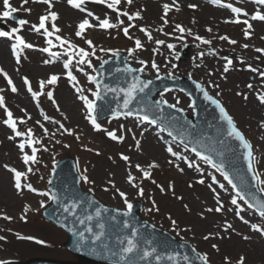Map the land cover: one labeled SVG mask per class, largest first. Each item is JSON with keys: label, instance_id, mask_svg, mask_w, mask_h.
Listing matches in <instances>:
<instances>
[{"label": "rangeland", "instance_id": "1", "mask_svg": "<svg viewBox=\"0 0 264 264\" xmlns=\"http://www.w3.org/2000/svg\"><path fill=\"white\" fill-rule=\"evenodd\" d=\"M237 1L241 2L242 0ZM10 2L28 21L22 27L19 24H14L12 28H19L20 32L28 40L27 43L32 44L34 47L33 49L26 48V51L21 54L19 63H17L15 54L4 48V55L6 53L7 55H3L4 57L0 56V68L8 73L17 91L20 88V91H23L20 96L19 93L11 91L12 93L7 99L10 105H13L12 111H15L13 116L15 115L17 120L23 117L26 120L25 124H42L46 127L45 124L41 123L40 118L33 117L34 114L28 110L31 99H29L28 93L23 88V78L30 76L40 81L46 80L52 71L50 63L46 64L44 61H51L53 58L35 51V48L45 44L52 37L42 35L43 30H41V33H37L32 28L33 25L39 23L37 15L43 11L46 12L47 7H39L40 5H36L34 0H28L27 4H24L23 0H10ZM165 4L170 5L167 15H165L163 9ZM251 4L247 5L248 8H251L250 11L260 9L264 13L262 6ZM190 5H196V7L193 8ZM81 6L88 8V11L93 15L89 16V12L82 13L70 4L67 7L61 6L63 8H60L61 11L59 12L62 17L59 18L60 21H56L60 27L62 26L60 34L68 38L70 42L72 39H75L87 46L86 40H91L93 43L104 44L109 48L111 45L109 41L111 36L109 29L78 38L76 36V32L79 30L78 25L86 18L92 22L98 21L96 17L100 19L107 18L113 25H116L117 20L119 21L120 19L114 10L107 7L106 3L99 4L93 2V0H85V3ZM117 6L120 9L123 8L130 11L133 16L137 12L140 13V17L133 20L123 18L126 24L129 26L131 23L133 29L137 32V35L132 36L131 39L120 43L122 45H131L134 48L132 64L138 65V61H145L147 72L150 75L157 74L156 69L151 66L153 62L157 64L159 71L166 74L191 75L207 86L213 94L224 99L229 112L234 116L237 124L249 132L252 137L256 150L255 160L260 163V171L263 173H261V178L264 179V147L260 144L264 140V103H261L257 99V95L264 92V82L261 76H257L259 74L258 71L253 72L249 68V65H251V68H255L254 62L259 63L264 60V53L256 51L258 48L264 49V23L254 21V26L248 29L251 34L246 37L244 33L241 34V31L242 28L245 31L247 25L240 26L237 23L226 22L234 20L233 13L213 6L207 0H132L131 4H128L127 0H121V3ZM57 8L53 6L50 11H56ZM25 9H30L31 11H25ZM3 10V1L0 0V12ZM176 25H181L186 30L190 29V32L185 31L181 33L176 28ZM142 28L147 31H142ZM197 36L202 39H196ZM225 36L228 39H221V37ZM134 38L140 40L142 47H135ZM203 40H207L210 43H204ZM231 40H235L236 43L232 44ZM157 41H163L164 43L158 44ZM186 42H189L192 46L191 57L187 61L178 63V51L181 45ZM169 45H173L174 47L170 48L168 47ZM244 45H248V47H244ZM33 51H35L34 55ZM228 53L234 54L232 65H228L226 62V55ZM239 54L244 56L243 62L236 58ZM225 66L228 67L227 72L224 71ZM249 84L252 85V88L248 87ZM1 89L5 90L6 96L10 93L9 90H11V85L7 83V79L2 73H0ZM45 89L52 92L56 91V96H53L56 103L54 104L48 98L46 109L51 108L54 112L69 116L72 120V126L81 125V115L73 113L75 111L73 108L74 101L71 95L68 94V91L72 90V87L68 85L66 88H62L59 83H56L55 85H46ZM164 94L165 96L163 95V97L167 98L168 101L176 103L178 99L180 107L186 109L188 112L192 111L189 99L185 94L178 91H165ZM21 103L26 104V106L21 108L23 107ZM57 105L60 106L59 110L57 109ZM5 114L6 111L3 107H0V212L7 215L11 214L15 217L21 211V207L24 206L25 202H30L35 208H42L41 201L47 203L48 197L25 189L18 192L12 188L10 179L12 172L9 168H12V165L15 164L13 160L18 161L20 159V152L25 149L21 150L17 147L18 139L5 127L3 123V120L7 119ZM38 121L39 123H37ZM49 124L55 129H60L54 122V118L49 120ZM122 124L127 127L128 131L132 127L137 130L138 125L136 121L113 122L111 125L122 128ZM82 125H86V122H82ZM82 131L80 129L78 132ZM135 133V135L128 133L125 142L118 144L109 141L106 132L91 134L86 131L84 135H79L86 144H91L74 151L75 156L80 162L82 173L87 177H91L90 174H92L93 178H95L94 174H97L98 176L95 175L96 181L100 184L98 191L93 190L94 188L91 187L92 182H84L85 187L93 190L107 204L125 209L123 199L120 198L116 189L125 190L132 196L137 197L138 188L144 185L141 181V174L143 173L140 172L141 170L136 165H140L141 168L148 171L150 170L148 165L155 162L159 165L155 167L156 170H163V173L166 172V174H169L175 180L185 177L177 187L172 188L170 186L169 190L172 194L178 195L177 198H183L184 202L187 203L183 205L176 198H173V205L179 206L181 211L185 215H189L192 221L195 222L194 227L189 230L191 237H188V240L196 243L197 247L202 248L204 246L201 243L202 238L207 236L210 239L211 236L219 233L225 237L224 244L227 245V249L224 250L225 252L237 257L240 253H244L247 256L248 263L264 264V235L251 228L252 223H257L261 227H264V218L259 217L252 211L246 210L241 213L249 221L248 224H245L235 214L236 211L228 207V205L231 206L228 201V197L230 196L229 189L220 190L211 182L207 174H212L213 168H209L208 164L199 170L194 167L188 168L183 174L180 170L176 169L175 165L178 162L183 161L187 166L188 162L184 160L178 161L175 157H172L167 151L168 146H173L174 151L179 152L182 156H186L190 162L193 160V154L167 133L160 132L157 128H152L150 133H142L140 131H136ZM9 137H14V139H10ZM136 141L140 142L139 147L136 146ZM122 155L129 157L127 166L121 161ZM91 159L95 162L94 172L90 169L89 165ZM169 161H172V163H169ZM4 165H8L9 168H5ZM208 169L211 170L208 171ZM213 171V174L217 173L215 170ZM129 174L135 177L133 182L128 181L127 177ZM200 178H203V184L199 182ZM110 181L115 184V187L112 186V183H109ZM32 185L39 192L47 190L45 174H36L35 182ZM209 185L212 187L210 188ZM217 194H219L220 203L224 205L223 210L220 212L214 210L218 206ZM184 208L192 209L193 214L186 212ZM149 209L151 207L146 203L143 209V216L150 220ZM208 209H213V211H208ZM225 215L227 220L233 224L230 229H226V223L224 225L221 223ZM30 218L33 219L34 216L31 215ZM184 221L189 222L187 219H184ZM25 226L26 228H23L25 233H31L42 238L52 234L58 241L65 238L64 234L51 225H49L50 228L45 229L43 226L37 224H34V226L26 224ZM48 229H52L53 231H49ZM226 236L230 238L227 240ZM11 240L12 250L0 251V254L5 258L10 257L9 254L14 253L20 247L18 242H15L12 238ZM24 249L29 252L28 254H44L43 250L39 247H34V249L23 247L22 251ZM51 249L59 252L64 258H70L62 248L59 249V246ZM208 253L212 260L221 259V254H215L213 250H208Z\"/></svg>", "mask_w": 264, "mask_h": 264}, {"label": "snow or ice", "instance_id": "2", "mask_svg": "<svg viewBox=\"0 0 264 264\" xmlns=\"http://www.w3.org/2000/svg\"><path fill=\"white\" fill-rule=\"evenodd\" d=\"M40 2L48 5L49 9L53 6L52 4V0H40ZM68 4L74 6L77 9H81V11H83L84 9L81 8V5L85 3V0H67ZM93 2L95 3H99V4H107V7L109 9H113L116 11H119L117 9V5H119L121 3V0H93ZM213 3H219V0H212ZM254 2L258 5H264V0H254ZM24 4L28 3V0H23ZM128 4L132 3V0H127ZM190 7L195 8L196 5H190ZM226 7H228L229 9H231V11L233 13L237 14V18L235 20H231V21H226V22H232V23H240L241 21L239 20V14L242 12V9L239 7H234L232 4H227ZM3 11L0 12V19H5V18H9L12 17L13 13L17 12L18 9L16 7H13L10 0H3ZM164 9V13L165 15H167L168 11L170 10V5L165 4L163 6ZM25 11H31L30 9H25ZM89 16L93 15L91 12L88 13ZM122 15L127 16L129 20H133L135 18H139L140 17V13L137 12L135 13V15H129V13L127 11L123 12ZM244 15H247V13L245 12ZM49 18H51V20L55 21L58 18V14L55 11H49L47 12L45 15H42L39 17V23L37 25H33L32 28L35 32L37 33H41V30H43V32L41 33L42 35L51 37L53 35L52 31H49L48 27L46 26V21L49 20ZM96 19L99 21L98 25H93L90 23L89 19H84L82 22L79 23L78 25V31L76 32L77 36H81L85 29L87 27H96L98 26L101 29H109L112 27H115V25L111 24L109 22V19L105 18V19H100L99 17H96ZM252 20H259V21H264V13H262L261 11H256L252 16H251ZM167 22V21H165ZM19 25L22 27L23 25L27 24L28 21L26 20H19ZM120 23L122 24L123 21H120ZM243 23L245 25H247V28L244 32V35L246 37L250 36V32L248 31V29L252 28V24H250L248 22V20H244ZM129 27H132V25L130 24L128 27H124L123 28V32L124 34L127 36L128 32H129ZM176 28L181 32H185V31H189L184 29L181 25H176ZM52 29L54 31H59V29L56 28V25L53 24L52 25ZM142 31H147L146 29H141ZM20 29L19 28H12L10 31H4V30H0V37H10V38H14L15 41L17 43L12 45V49L13 52L15 53L16 56V60L17 63L20 62V52H19V48L20 46H23L25 48H33L34 46L30 43H26L24 38L20 35H18ZM209 31H211V29H209ZM196 39L200 40L202 39L201 37L197 36ZM221 39H228V37H221ZM56 40L59 41L60 46L62 48H64L65 45H67V48H64V51L67 53L68 55V59L65 60L63 67L64 69H67L68 71L66 72V76L68 77V79L70 81L75 82L76 81V76L73 75V72L71 70V66L73 65V58L74 57H78V59L76 60V64L77 65H85L87 64L89 67H91V56H95L96 51H95V46L93 44V41L91 40H86V43L89 45V47L92 49L91 51L86 50L83 47H78L76 44L71 43L70 41L61 38L60 36H56ZM204 43H210L207 40H203ZM232 44H235L236 41L235 40H231L230 41ZM158 44H163V41H157ZM47 44L49 45V47H45L43 49H41V51L45 52V53H50L53 57H57L60 55L59 52H51V47L53 46V41L51 39L47 40ZM136 47L140 48L142 47L140 40H136L135 41ZM168 47L172 48L174 47L173 45H169ZM244 47H248V45H244ZM100 51H106L105 49L101 48ZM132 50L130 49L129 52H131ZM257 52H261L264 53V49H256ZM51 61L49 60H45L44 63H50ZM106 62V61H105ZM142 65H144L146 62L145 61H141L140 62ZM232 61L229 59L227 61L228 65H231ZM152 68L156 69L157 73H159V67L157 66V64L155 62L152 63ZM249 68L255 72L257 71V69L255 68H251V65H249ZM144 69L141 68L138 71H143ZM80 71H84L83 67L80 68ZM126 71L132 72V71H137L131 68L126 69ZM225 72L228 71V67L225 66L224 69ZM0 73L3 74V76L7 79V83L9 85H11V91L12 92H17V88L16 86L13 84L12 79L8 76V73L5 72L2 68H0ZM259 75L261 77H264V72H260ZM59 79V76L57 74H52L50 77H48L46 80H41L39 82V91H34L32 86H31V82L28 79V77H24L23 78V82L25 85H27V91L31 94L32 98L37 99L43 94V95H47V97L55 104L56 101L53 98V93L52 91H45V86L46 85H55L57 83ZM88 79L90 81H94L96 78L94 76L89 75ZM134 83H132L128 88H121L119 89L120 92L124 93V101H123V108L126 109L127 111L123 112V113H114V115H125V116H136L137 119L141 120V121H148L151 124H157L159 117L153 118V109H159L160 111H163L162 106L166 105L169 108H175L178 111H183V109H179L178 105L180 103V101L177 99L175 104H169V102L167 100L161 99L159 101H155L154 104H145L143 107H141L140 109H131L129 107V105L133 102V100H135L137 92L143 93L145 91V88L148 87V85L151 83V81H140L138 77L134 78ZM99 86V85H98ZM73 87H76L75 83L73 84ZM249 88H252V85L249 84L248 85ZM2 91V90H0ZM112 91H117V89H112ZM165 91H168L167 89H165ZM201 91H204L203 88H201ZM76 92L80 93L79 95V99L82 100L84 102V104L86 105V109L87 112L89 113V115L87 116V119L90 121L91 125L94 127L95 130H101V124L97 122V116H96V105H95V101L89 99L87 96H84L82 94V89L76 87ZM93 95L95 96H99V92L93 93ZM161 96H163V93H161ZM204 96L206 99L210 100L213 104H215L217 106V108H219L220 114H221V119L226 121L227 123V134L228 136L234 137L236 140H238L241 144V146L246 149V155H245V159L248 161V170L249 172L252 173V178L253 180L256 181V187L258 188V190L261 193H264V179L261 178V174L258 173L255 170L254 167V155H253V149H252V145L251 143L245 139V137L243 136V134L241 133V131L238 130L237 126L235 125V123L233 122V117L231 115L228 114V112L226 111V109L224 108V106L221 104V102L218 99H213L212 96H210L208 94L207 91H204ZM258 99L261 103H264V94H260L258 95ZM0 107H5V98L4 96L0 95ZM57 109L59 110V105H57ZM5 111H6V115H7V119L3 120V123L5 125H7L14 133L16 137H21V136H25L26 134L24 132H21L19 130H17V121L13 118V113L10 110H7V108L5 107ZM45 120H50L51 118L47 115L44 116ZM55 123L59 124L60 129H63L64 132H67L69 135H73V131L71 129L65 128L64 124L60 123L59 121H54ZM39 123V121L37 122ZM161 124H163V121H161ZM41 128H43L44 134L47 135L48 134V129L44 127V125H40ZM162 130H167L170 136H173L174 139L177 138V136H179L180 142L182 144H184L185 149H188L190 147L191 152L195 153V155L200 158L201 160H203L204 163L211 165L212 168H214L216 171L220 172L223 176V178L227 181V183L229 185H231L232 189L234 190V195L232 196L231 199V204L236 206V215L239 216V218L245 223L248 224L249 221L246 220L244 218L243 215H241V212L243 211V208L241 207V204L238 201H242L244 204H247V207L249 209H253L255 210L259 216L261 218H264V199H260L258 197H256L254 194L246 191V189L242 188L239 184H237L235 182V178L233 177L232 174H230L229 171L226 170L225 164L223 161H217L216 159H214V154H218L217 150L215 148L214 145L209 144L207 142H205L203 139H189L186 140L184 135L182 133H178L176 135L173 134L174 130L173 129H169L167 127H162ZM107 131V130H106ZM28 136L32 135V130L29 129L27 132ZM107 135L113 139V140H123V137H118L116 135L115 132L113 131H107ZM10 139H14V137H9ZM79 138V137H77ZM37 141H34L32 139L27 140V143L29 145H33L35 144ZM136 146L139 147L140 146V142L136 141ZM19 148L21 150H23L25 148V143H20L19 144ZM37 151L38 149L36 147H32L31 149V155L28 154H24L23 156V161L25 164H29L31 163H35L37 162ZM167 151L171 154L172 157H175L177 160H184L186 162H188V167L191 168L193 167V163L188 161V158L186 156H182L179 152L174 151L172 146H168L167 147ZM122 159L125 161L129 160V157L126 155H122ZM169 163H172V161H169ZM159 165L156 164L155 162L151 163L148 165L149 168H155L158 167ZM177 168H179V165H175ZM5 168H9L8 165H4ZM136 167L138 169H140L143 172L144 177L148 178L150 177V172L141 168L140 165H136ZM198 167V166H197ZM9 170L11 172L14 173V187L15 189L19 192L22 190V188L26 187L28 190L32 191V192H37L39 195L42 196H47L48 199L50 200H56L57 196L55 194L49 193V192H39L36 188L33 187V185L31 183H27V184H22L21 182V178L22 177H26L27 173L26 172H22V171H18L15 168H9ZM179 170L182 172L183 169L179 168ZM28 172L32 171V168L29 167ZM82 179L85 182H89L88 177L85 175L82 177ZM129 182H133L135 180V177H133L132 175H128L127 177ZM213 181L216 182V178L215 176L212 177ZM200 183H204V180L201 179L199 181ZM112 183V186L115 187V184L113 182H109ZM209 187L211 188L212 186L209 185ZM221 188H225L224 184H220ZM117 192L119 193V195L124 198V202L127 205V209L130 211L132 208L131 203L128 202L127 200V196L126 193H124L123 191H120L118 188L116 189ZM163 190V189H162ZM140 194L143 195V188H140ZM213 191H215V189H213ZM155 203V202H153ZM217 203L218 206L214 209L216 212H220L223 210L224 205L222 203H220L219 200V194H217ZM44 206V201H41V207ZM77 202L73 201L71 203V205H64V211L65 212H74V210L77 208ZM149 211H151V209H149ZM158 211V209H157ZM208 211H213V209H208ZM95 215L97 217H99L101 215L100 209H96ZM125 215H127V212L125 213ZM6 219H11L10 217L5 216ZM79 220L80 224H85L86 221H92L93 220V216L92 215H87L83 218H77ZM173 225L175 226L176 221H172ZM127 222H125V227H127ZM98 227L100 229L99 232H94L93 228L91 225L87 226L83 231H80L78 233V236L80 238V241H85L88 240L91 244L95 245L96 242H100L101 244L103 243L102 241V237L104 236V224L100 223L98 224ZM232 226L231 225H227L226 229H230ZM251 228L255 231L260 232L262 235H264V227H261L260 224L257 223H252L251 224ZM75 231V230H74ZM85 233H91L90 237H86ZM137 236V232L136 230H133L132 232V236L127 239V243L126 246H123L120 248L119 253H113V255H119L120 260L124 261L126 259L127 254L130 253H134L136 252L138 245L136 243L135 237ZM27 239H34L33 237H26ZM209 237H205V239H208ZM0 239H2V237H0ZM245 239H247V237H245ZM38 243H44V241H37ZM120 243L123 245L124 241H120ZM149 243H151V241H149ZM86 245L83 244H78V248L77 250H80L82 247H85ZM216 245H213V248H216ZM94 250V248H93ZM156 252L155 248H152L150 251L145 249L143 250V254L140 256V259L143 260L147 257H150L153 255V253ZM179 254H170L167 256V259L170 261H175L177 256ZM163 257L161 255H156L155 259L157 261H160ZM184 260H188L187 256L183 257ZM201 260L204 261V264H208V257L207 255H203L200 257ZM0 264H6V262L4 261H0ZM129 264H134V262L129 261ZM237 264H244V257H241L239 259V261L237 262Z\"/></svg>", "mask_w": 264, "mask_h": 264}]
</instances>
